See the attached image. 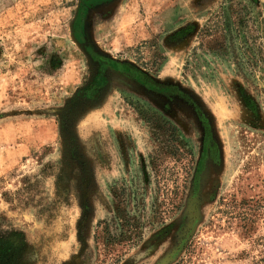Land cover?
<instances>
[{
	"label": "rangeland",
	"instance_id": "rangeland-1",
	"mask_svg": "<svg viewBox=\"0 0 264 264\" xmlns=\"http://www.w3.org/2000/svg\"><path fill=\"white\" fill-rule=\"evenodd\" d=\"M92 51L153 87L84 97ZM0 239L10 264H264V0H0Z\"/></svg>",
	"mask_w": 264,
	"mask_h": 264
},
{
	"label": "flooded vegetation",
	"instance_id": "flooded-vegetation-1",
	"mask_svg": "<svg viewBox=\"0 0 264 264\" xmlns=\"http://www.w3.org/2000/svg\"><path fill=\"white\" fill-rule=\"evenodd\" d=\"M82 11V9H81ZM81 23L83 22L82 14L80 15ZM83 25V24H81ZM84 28V27H83ZM80 42L82 44H86L87 49H93V45L90 44V39L85 42L81 38H79ZM94 56V59L97 64L98 72L96 74V77L94 78L93 82L90 84L88 88L84 90V97L87 96L88 99H92L93 95L99 93L103 90L104 84L106 83L107 79V73L112 72L113 74H119V75H131L134 76V78L138 79L140 82H143L151 87H153L152 84L147 82V80H144L139 72H137L135 69H133L128 64L123 63L121 60H118L115 57H109L104 54H101L100 51L91 52ZM160 89V88H157ZM165 89V88H164Z\"/></svg>",
	"mask_w": 264,
	"mask_h": 264
},
{
	"label": "trees",
	"instance_id": "trees-1",
	"mask_svg": "<svg viewBox=\"0 0 264 264\" xmlns=\"http://www.w3.org/2000/svg\"><path fill=\"white\" fill-rule=\"evenodd\" d=\"M13 246L11 242L0 239V264H10L14 251Z\"/></svg>",
	"mask_w": 264,
	"mask_h": 264
}]
</instances>
